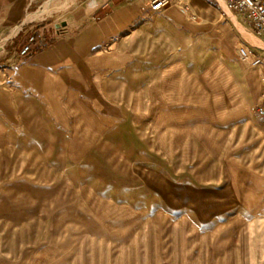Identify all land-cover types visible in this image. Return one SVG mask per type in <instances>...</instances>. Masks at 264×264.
<instances>
[{
    "label": "rangeland",
    "instance_id": "374dc122",
    "mask_svg": "<svg viewBox=\"0 0 264 264\" xmlns=\"http://www.w3.org/2000/svg\"><path fill=\"white\" fill-rule=\"evenodd\" d=\"M50 1L0 31V59L22 56L30 33L116 2ZM202 1L214 20L193 3L182 22L172 6L147 10L154 34L119 112L108 129L90 119L71 160L23 172L0 161V264H264V48L219 0Z\"/></svg>",
    "mask_w": 264,
    "mask_h": 264
},
{
    "label": "crops",
    "instance_id": "0c3cea01",
    "mask_svg": "<svg viewBox=\"0 0 264 264\" xmlns=\"http://www.w3.org/2000/svg\"><path fill=\"white\" fill-rule=\"evenodd\" d=\"M32 1L0 0V31L24 23ZM149 1L148 9L147 0L84 9L55 30L36 32L38 44L47 46L0 59V161L6 171L42 170L50 162L71 160L76 133L91 130L92 118L108 129L154 34L147 10L155 17L172 6L169 16L182 22L188 19L182 6L193 3L202 19L216 18L214 7L202 0H171L160 12L152 11Z\"/></svg>",
    "mask_w": 264,
    "mask_h": 264
},
{
    "label": "built area",
    "instance_id": "2783aa9c",
    "mask_svg": "<svg viewBox=\"0 0 264 264\" xmlns=\"http://www.w3.org/2000/svg\"><path fill=\"white\" fill-rule=\"evenodd\" d=\"M230 8L240 12L245 20L250 24L254 32L264 39V0H225ZM171 4V0H152L151 10L160 12ZM36 34L29 35L28 41L22 46L20 54L28 55L33 50V42L36 40ZM246 58V51H242ZM256 113L264 118V100L257 105Z\"/></svg>",
    "mask_w": 264,
    "mask_h": 264
},
{
    "label": "bare ground",
    "instance_id": "6f19581e",
    "mask_svg": "<svg viewBox=\"0 0 264 264\" xmlns=\"http://www.w3.org/2000/svg\"><path fill=\"white\" fill-rule=\"evenodd\" d=\"M60 0H52L50 1L51 4H53L52 6H57V4L59 3ZM221 2V4L224 6V8L229 12L230 16L232 17V19L235 21L236 25L238 26V28L244 32V34L248 37V39L250 40V42H252L254 45H258L260 47H263L264 48V43L262 42L261 39L257 38L256 36H254L253 34H249L247 33L243 26L241 25V23L238 21L237 17L232 13V11L229 9V4L226 3L225 0H219ZM75 2V1H74ZM73 3V2H72ZM59 5V4H58ZM69 6V5H68ZM50 7V6H49ZM61 7V6H60ZM48 8V7H46ZM60 10V9H59ZM47 11H40V12H33V13H30L27 17L30 18L34 15H42V14H45ZM34 18V17H32ZM28 20V19H27Z\"/></svg>",
    "mask_w": 264,
    "mask_h": 264
},
{
    "label": "trees",
    "instance_id": "16d2710c",
    "mask_svg": "<svg viewBox=\"0 0 264 264\" xmlns=\"http://www.w3.org/2000/svg\"><path fill=\"white\" fill-rule=\"evenodd\" d=\"M38 38H36V40L33 42V49H36V50L41 48V47L47 46V44H48V43H44V44L40 43V44H38V41L40 40ZM40 41H42V40H40Z\"/></svg>",
    "mask_w": 264,
    "mask_h": 264
}]
</instances>
